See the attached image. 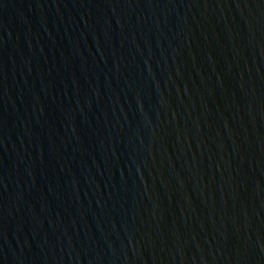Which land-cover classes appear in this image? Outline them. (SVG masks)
Wrapping results in <instances>:
<instances>
[{"label":"water","instance_id":"95a60500","mask_svg":"<svg viewBox=\"0 0 264 264\" xmlns=\"http://www.w3.org/2000/svg\"><path fill=\"white\" fill-rule=\"evenodd\" d=\"M0 264H264V0H0Z\"/></svg>","mask_w":264,"mask_h":264}]
</instances>
